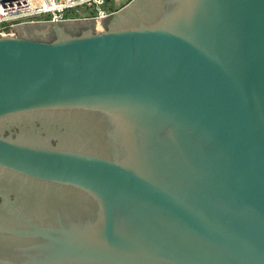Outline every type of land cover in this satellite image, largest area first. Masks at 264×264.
I'll return each mask as SVG.
<instances>
[{
    "label": "water",
    "instance_id": "obj_1",
    "mask_svg": "<svg viewBox=\"0 0 264 264\" xmlns=\"http://www.w3.org/2000/svg\"><path fill=\"white\" fill-rule=\"evenodd\" d=\"M95 18L0 35V264H264V0Z\"/></svg>",
    "mask_w": 264,
    "mask_h": 264
},
{
    "label": "built area",
    "instance_id": "obj_2",
    "mask_svg": "<svg viewBox=\"0 0 264 264\" xmlns=\"http://www.w3.org/2000/svg\"><path fill=\"white\" fill-rule=\"evenodd\" d=\"M109 0H0V35H17L14 25L24 22L95 18L112 14ZM85 7L88 13L80 8ZM77 9L76 12L72 10Z\"/></svg>",
    "mask_w": 264,
    "mask_h": 264
},
{
    "label": "rangeland",
    "instance_id": "obj_3",
    "mask_svg": "<svg viewBox=\"0 0 264 264\" xmlns=\"http://www.w3.org/2000/svg\"><path fill=\"white\" fill-rule=\"evenodd\" d=\"M129 1L131 0H109V3H108V7L112 10V11H116L118 9H120L121 7H123L124 5H126ZM83 13H88V10L83 7V8H80ZM73 12H76L77 9H74L72 10Z\"/></svg>",
    "mask_w": 264,
    "mask_h": 264
},
{
    "label": "trees",
    "instance_id": "obj_4",
    "mask_svg": "<svg viewBox=\"0 0 264 264\" xmlns=\"http://www.w3.org/2000/svg\"><path fill=\"white\" fill-rule=\"evenodd\" d=\"M87 26V24L83 23V24H73L68 25V29H70L71 32L73 33H79L83 28H85ZM47 39H51V37H47Z\"/></svg>",
    "mask_w": 264,
    "mask_h": 264
},
{
    "label": "flooded vegetation",
    "instance_id": "obj_5",
    "mask_svg": "<svg viewBox=\"0 0 264 264\" xmlns=\"http://www.w3.org/2000/svg\"><path fill=\"white\" fill-rule=\"evenodd\" d=\"M53 32H51L50 34H48L47 36H50V37H53ZM31 37H33V35L31 36ZM40 123V122H39ZM15 129H17V128H15ZM0 201H1V197H0Z\"/></svg>",
    "mask_w": 264,
    "mask_h": 264
}]
</instances>
